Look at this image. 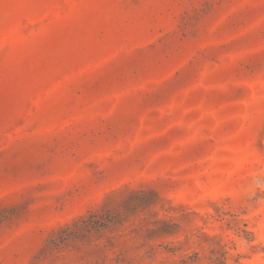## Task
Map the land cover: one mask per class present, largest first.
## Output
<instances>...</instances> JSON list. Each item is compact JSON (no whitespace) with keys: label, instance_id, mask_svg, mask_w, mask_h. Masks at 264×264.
I'll list each match as a JSON object with an SVG mask.
<instances>
[{"label":"rangeland","instance_id":"rangeland-1","mask_svg":"<svg viewBox=\"0 0 264 264\" xmlns=\"http://www.w3.org/2000/svg\"><path fill=\"white\" fill-rule=\"evenodd\" d=\"M0 264H264V0H0Z\"/></svg>","mask_w":264,"mask_h":264}]
</instances>
